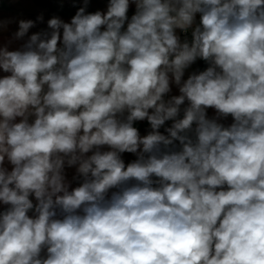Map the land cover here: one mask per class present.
Returning a JSON list of instances; mask_svg holds the SVG:
<instances>
[{
	"label": "clouds",
	"instance_id": "9594fccd",
	"mask_svg": "<svg viewBox=\"0 0 264 264\" xmlns=\"http://www.w3.org/2000/svg\"><path fill=\"white\" fill-rule=\"evenodd\" d=\"M131 3L0 46V264H264V0Z\"/></svg>",
	"mask_w": 264,
	"mask_h": 264
},
{
	"label": "crops",
	"instance_id": "0c3cea01",
	"mask_svg": "<svg viewBox=\"0 0 264 264\" xmlns=\"http://www.w3.org/2000/svg\"><path fill=\"white\" fill-rule=\"evenodd\" d=\"M109 0H88V7L86 9L87 13H94L96 11L106 12L108 7ZM84 6V0H0V21H10L7 24L6 28L0 29V46L8 45L9 50H16L25 42L27 37L21 41L12 40L13 33L18 30V22L20 20H33L37 21V17L43 15V22H36V26L29 30V35L41 32V31H50L47 27V21L53 17H59L65 22H70L71 18L76 14L77 10L80 7ZM135 4L131 3L127 13L129 20L131 16L135 13ZM199 21V15H197V22ZM180 30H177L179 34ZM183 39V37L181 36ZM12 40V43L9 44V41ZM208 65L203 60H197L185 73V79L188 74L192 71L204 70ZM6 75L0 70V76ZM172 95H178V89L175 85L172 86ZM208 116L211 118L215 115L213 109L207 110ZM182 117V113H181ZM226 126L232 122L231 116L227 119L220 121ZM171 121L166 122L164 127L171 126ZM135 127L138 128L140 134L146 135L150 131V125L147 121L136 122ZM164 127L160 131L164 132ZM122 159L125 164L134 161L137 159L135 154L124 153L122 154ZM9 169L11 168L8 165ZM75 168H66V176L69 181H71V187L78 186V181H73L72 178L75 175ZM34 200V197H32ZM35 202V200H34ZM3 205H0V208ZM31 215V213H29Z\"/></svg>",
	"mask_w": 264,
	"mask_h": 264
},
{
	"label": "built area",
	"instance_id": "2783aa9c",
	"mask_svg": "<svg viewBox=\"0 0 264 264\" xmlns=\"http://www.w3.org/2000/svg\"><path fill=\"white\" fill-rule=\"evenodd\" d=\"M179 35L184 37L185 34L179 31ZM187 36H188L189 39H191V30H189V32L187 33ZM5 207L6 206L1 207L0 211H3Z\"/></svg>",
	"mask_w": 264,
	"mask_h": 264
}]
</instances>
